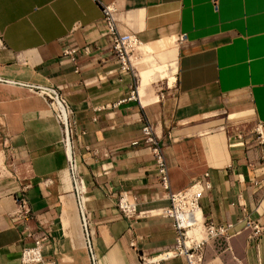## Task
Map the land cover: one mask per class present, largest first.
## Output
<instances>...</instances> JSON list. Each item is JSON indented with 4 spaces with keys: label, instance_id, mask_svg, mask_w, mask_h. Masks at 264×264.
<instances>
[{
    "label": "crops",
    "instance_id": "obj_1",
    "mask_svg": "<svg viewBox=\"0 0 264 264\" xmlns=\"http://www.w3.org/2000/svg\"><path fill=\"white\" fill-rule=\"evenodd\" d=\"M97 1L111 7L120 34L139 41L128 70L94 29L96 1L0 0V264H20V196L29 228L47 238L44 258L56 264H92L85 230L97 264H143L140 255L172 248L173 221L160 214L171 203L144 122L162 145L170 190L197 185L203 220L233 225L223 248L205 242L203 264H264V238L248 239L240 221L244 207L264 223V145L255 132L262 124L264 135V0ZM86 45L75 72L62 49ZM28 84L60 88L73 112L85 229L60 127ZM123 191L135 199L134 220L116 207Z\"/></svg>",
    "mask_w": 264,
    "mask_h": 264
},
{
    "label": "built area",
    "instance_id": "obj_2",
    "mask_svg": "<svg viewBox=\"0 0 264 264\" xmlns=\"http://www.w3.org/2000/svg\"><path fill=\"white\" fill-rule=\"evenodd\" d=\"M98 3L101 7L102 19L94 26L95 30L99 31V35L107 36L109 39V48L112 55L116 57L120 63L121 70L130 69V52L132 51L133 45L138 41L136 36L132 34H120L116 28L115 20L112 15V9L110 6H104L97 0H93ZM214 4L216 0H211ZM79 24H75L72 29H75ZM99 28V29H98ZM185 40L184 35L179 36V41ZM2 40L0 38V46ZM82 52L84 55L90 52V46L86 45L80 50L78 47H65L62 49L61 57L68 60L75 66V72L79 71L78 58L79 53ZM28 90L32 93L40 96L46 103L48 109L51 111L55 121L60 127L61 140L60 143L65 152L68 170L73 181L75 188V194L77 198L78 208L80 210V218L82 225H86V219L83 212L84 194L85 189L83 186V180L78 173V162L73 152L72 146V134H73V122L71 120L72 110L68 105L65 97L61 93L60 88H52L38 85H26ZM136 88L130 91V97L135 98ZM159 97L163 98L164 93L160 92ZM141 132L145 136V143L148 145L151 154L154 158V164L156 169V176L159 183V187L166 193L167 198L170 200V206L163 209L160 214L165 217L172 219V226L174 229V244L172 248L159 252L155 256L145 257L140 255L143 264H166L169 260L180 259L183 264H203L204 262V251L203 246L206 240H200L188 236V228L191 227L192 216L191 213L193 201L192 198L186 199L185 191L172 192L169 186L168 168L164 159L163 148L158 138L155 136L152 126L148 122H144L141 127ZM255 132L259 143L264 145V135L262 130V124H257ZM86 152L90 153L93 157H96L99 152L95 148H85ZM264 163V155H263ZM204 187L209 188V183L204 181ZM200 191L196 198L193 199L196 206L197 199ZM116 207L120 213L125 216L128 220H134L140 216L136 212L135 199L127 192H120L116 198ZM179 211L184 213V218L179 217ZM15 216L17 225L21 229V234L25 239V244L21 248L19 263L20 264H56L54 260H47L44 258L42 251L47 238L45 236L37 237L38 232L32 231L28 222L31 219V211L27 200L24 196H20L17 200V207L15 210ZM241 223L243 228L247 230L248 239H260L264 238V223L254 219L246 208L242 207V218ZM232 224H214L213 222H202L203 231L211 239L225 238L228 239L231 234ZM131 226L129 231H131ZM86 246L88 248L89 256L92 264H97L96 259L91 250L87 231L85 230ZM30 240L27 241L26 240ZM138 236H132L129 240V246L132 249H136Z\"/></svg>",
    "mask_w": 264,
    "mask_h": 264
},
{
    "label": "bare ground",
    "instance_id": "obj_3",
    "mask_svg": "<svg viewBox=\"0 0 264 264\" xmlns=\"http://www.w3.org/2000/svg\"><path fill=\"white\" fill-rule=\"evenodd\" d=\"M138 43V42H137ZM136 43V44H137ZM135 44V45H136ZM135 45H133V47H132V51H133V48H134V46ZM136 97L138 98V95H139V93H138V89H137V91H136ZM70 174V173H69ZM83 186H84V189H85V185H84V182H83ZM74 190H75V188H74ZM199 193V187L197 186V185H195V186H193L192 188H191V190H189V192L187 193V191H185V197H186V199H187V197H188V195H190V196H194V195H197ZM196 197H193L192 198V205H190V207H197V209L195 208H193L192 209V211H191V213L189 212L188 214H191V216H192V222H191V228H190V231H192L193 233L194 232H196V231H198L200 228H202V222H203V217H202V214H201V211L198 209L199 207L198 206H196V204H195V202H194V200L193 199H195ZM189 201V200H188ZM179 217H183L184 218V213L183 212H180L179 211V215H178ZM204 232V231H203ZM188 236H191V237H193V238H195V239H197L198 241H200V240H209L210 238L207 236V234H206V236H207V238H205V239H198L195 235H190L189 234V230H188ZM197 236L199 235V234H196ZM200 237V236H199Z\"/></svg>",
    "mask_w": 264,
    "mask_h": 264
},
{
    "label": "rangeland",
    "instance_id": "obj_4",
    "mask_svg": "<svg viewBox=\"0 0 264 264\" xmlns=\"http://www.w3.org/2000/svg\"><path fill=\"white\" fill-rule=\"evenodd\" d=\"M130 54H131V52H130ZM156 95V94H155ZM159 95V94H158ZM164 96H165V94H164ZM194 196H196V195H194ZM194 196H190V195H188V197H187V199L189 200L190 198H193ZM194 209L196 208L197 209V207H193ZM192 208V209H193ZM199 209V208H198ZM200 210V209H199ZM204 221V220H203ZM191 228V227H190ZM190 228H188V230H189V234L190 235H195L198 239H205V238H207V236H206V234L203 232V228H200L198 231H196V232H192V231H190ZM196 234H199L198 236L196 235ZM200 236V237H199ZM227 240L228 239H225V238H216V239H209L208 241H207V243L209 242V241H212L214 244H215V246H216V249H221V248H223L224 247V245H225V243L227 242ZM207 243H205L204 244V246H203V251L205 252V247H206V245H207Z\"/></svg>",
    "mask_w": 264,
    "mask_h": 264
}]
</instances>
